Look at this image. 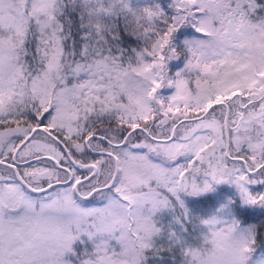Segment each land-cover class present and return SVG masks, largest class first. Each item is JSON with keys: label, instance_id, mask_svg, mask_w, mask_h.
I'll return each mask as SVG.
<instances>
[{"label": "snow or ice", "instance_id": "6c2138e0", "mask_svg": "<svg viewBox=\"0 0 264 264\" xmlns=\"http://www.w3.org/2000/svg\"><path fill=\"white\" fill-rule=\"evenodd\" d=\"M219 185L264 208V0H0V264H146ZM236 203L186 264H264Z\"/></svg>", "mask_w": 264, "mask_h": 264}, {"label": "trees", "instance_id": "16d2710c", "mask_svg": "<svg viewBox=\"0 0 264 264\" xmlns=\"http://www.w3.org/2000/svg\"><path fill=\"white\" fill-rule=\"evenodd\" d=\"M136 1V0H135ZM153 0H146L145 5H150ZM161 5L167 10V3L169 0H159ZM135 47V43L132 44ZM175 62L173 63L174 67ZM190 211V217L184 219L181 216V210H177L175 218H180V223H176L175 232L180 235L185 241L186 247L199 248L203 243V237L207 233V228L201 223L214 216L222 205L229 199L237 201L233 206V214L235 218L240 220L242 224L248 226L264 225V208L259 207H242L239 203V197L235 189L229 185L216 186L215 192L206 194L204 196L193 198L188 196L181 197ZM174 218V221H175ZM160 226L164 229V235L156 238V247L163 249L159 255H154L151 251L147 252L146 264H186V257L183 254V249L179 246H170L167 239V234L171 231L170 224L166 223L165 218H157ZM169 219V218H168ZM170 222V219L169 221ZM186 229V230H185ZM75 251L82 257L85 251L89 253L93 251L91 243L87 245L77 242L74 245ZM170 249V250H169ZM256 256H264V245L257 248ZM68 259H74L69 256Z\"/></svg>", "mask_w": 264, "mask_h": 264}, {"label": "rangeland", "instance_id": "374dc122", "mask_svg": "<svg viewBox=\"0 0 264 264\" xmlns=\"http://www.w3.org/2000/svg\"><path fill=\"white\" fill-rule=\"evenodd\" d=\"M145 1H146V0H136L135 2H136L138 5L143 6V5H145V4H144ZM172 66H173V65H172ZM172 66H171V69H172L173 72L176 71V70H178L176 66H174V67H172ZM163 91H164V94H165V95H169V94H171V93H170V90L165 89V90H163ZM182 196H184V195L182 194ZM182 196H181V197H182ZM184 197H185V196H184ZM85 206L87 207L88 205H85ZM177 210H181V209H179V208L177 207L176 210H175V212H176ZM181 211H182V210H181ZM175 212L173 213V212H168V211H166V212H164V213H162V214H159L158 217H157V218H160V219H162V218L164 219V218H165V221H167L166 223L170 224L169 226H170V228H171V231H174V232H175V229H173V228H175V225H177L176 222L174 221L175 214H176ZM168 218L170 219V222H168V221H169ZM253 260H254V261H261V260H264V256H261V255L256 256V255H254V256H253Z\"/></svg>", "mask_w": 264, "mask_h": 264}]
</instances>
